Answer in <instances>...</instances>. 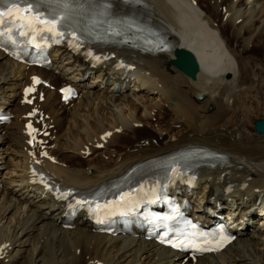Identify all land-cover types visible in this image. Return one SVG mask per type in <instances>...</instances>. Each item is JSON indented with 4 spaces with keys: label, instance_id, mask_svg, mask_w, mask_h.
I'll return each instance as SVG.
<instances>
[{
    "label": "bare ground",
    "instance_id": "obj_1",
    "mask_svg": "<svg viewBox=\"0 0 264 264\" xmlns=\"http://www.w3.org/2000/svg\"><path fill=\"white\" fill-rule=\"evenodd\" d=\"M141 1L148 17L174 40L173 48L193 54L199 66L195 80L168 63L171 51L142 55L79 43L53 52L50 70L19 64L0 51V109L13 116L0 125V161L3 155L12 157L9 168L0 167V184L16 183L5 191L9 198H16L13 205L0 204V264H35L36 259L38 264H264V135L249 123L252 111L258 112L256 117L264 115V0ZM67 2L68 7H94L96 3ZM40 5L63 8L46 0ZM94 49L101 63L87 55ZM216 57L220 66L213 69L211 61ZM33 75L42 83L30 105L24 103L23 88L33 83ZM90 76L94 77L89 81ZM63 87H71L74 95L64 99ZM128 89L130 93L123 98L115 96ZM171 98L174 102L169 107ZM129 102L125 111L110 113ZM34 110L32 122L40 142L32 148L24 125L29 121L26 115ZM104 113L112 116L108 126L100 121ZM167 116L169 125L163 123ZM148 126L154 133L151 138H161L164 131L167 136L155 143L148 137L127 142ZM99 145L101 150L96 149ZM191 146L225 157L216 168L202 169L187 191L197 213L213 208L217 201L221 210H213L218 215L238 211L237 220L242 223L238 238L222 253L195 261L181 258L141 237L93 232L86 214L78 218L74 229L63 227L60 215L66 204L60 201L64 196L60 192L95 194L133 165ZM66 149L71 156H63ZM89 151L114 158L84 160L82 153ZM29 152L40 162L54 190L36 183ZM70 165L76 169L70 171ZM228 199L235 203L234 209ZM9 208L14 210V224L7 228L2 222ZM255 221L259 224L253 227ZM12 248H17L15 257Z\"/></svg>",
    "mask_w": 264,
    "mask_h": 264
},
{
    "label": "snow or ice",
    "instance_id": "obj_2",
    "mask_svg": "<svg viewBox=\"0 0 264 264\" xmlns=\"http://www.w3.org/2000/svg\"><path fill=\"white\" fill-rule=\"evenodd\" d=\"M6 2L8 3V6L6 8H0V26L8 23L14 25L18 29L27 28L30 31L53 32L66 18L64 16H59L55 11L50 13V19L43 16L39 11V5L43 0H6ZM46 2L56 4L64 9L68 8L67 0H46ZM38 25H43L44 27L40 29L37 27ZM11 30L12 29L10 28L7 29L9 32ZM3 34L4 32L0 31V35ZM20 34L27 35L28 33L22 31ZM57 35H61V33H57ZM31 90L32 89H28L27 91Z\"/></svg>",
    "mask_w": 264,
    "mask_h": 264
},
{
    "label": "rangeland",
    "instance_id": "obj_3",
    "mask_svg": "<svg viewBox=\"0 0 264 264\" xmlns=\"http://www.w3.org/2000/svg\"><path fill=\"white\" fill-rule=\"evenodd\" d=\"M218 1H220V0H218ZM194 2H195V0H194ZM213 5V4H212ZM212 5H210L209 6V8H210V10L211 11H213V9H212ZM224 11V10H223ZM223 11H222V13H223ZM256 53V52H255ZM260 67H261V63H260ZM256 70H258V69H256ZM94 76H90L87 80H92V78H93ZM130 93V89H128V90H126L125 91V93H123L122 95L121 94H117V95H115L117 98H123L122 96H124V94H129ZM57 98V97H56ZM104 101H105V99H104ZM106 101H107V99H106ZM174 102V99L173 98H171L170 99V102H169V107H172V103ZM134 103L136 102V101H133ZM126 105H124V104H122L121 106H118V107H115V108H113L114 109V111L113 112H110V113H114L115 111L116 112H119L120 110H122V111H125L126 109H128L129 107H130V102L127 104V103H125ZM103 105H105V102H103ZM253 113H252V116H250L249 117V123H250V127H253V123H254V121L255 120H257V119H264V115L263 116H260V117H256V115L255 114H258V112H256L255 110L254 111H252ZM255 113V114H254ZM152 114H154V113H152ZM151 114V115H152ZM156 114V113H155ZM254 115V116H253ZM156 117H153V119H155ZM110 119H112V116L111 115H109V114H106V113H104V115H103V118H100V121H102V124L104 125V126H108V124H109V120ZM164 121H163V123L164 124H166V125H169L171 122H170V116H167L166 118H164L163 119ZM151 122H153V120L151 121ZM155 122V121H154ZM146 128V130L144 129V133H142V134H138V135H136L135 137H133V138H131V139H128V138H126V139H128L127 140V142H129V141H132V140H134V139H139V138H144V137H148L149 138V140L151 139V141H152V143H155V142H158V141H162V139L164 138V137H166L167 136V132L166 131H164L163 133H162V136H161V138H159V139H155V138H151V137H153L154 136V133H153V131H151L150 129H149V126L148 127H145ZM175 128L176 129H178L179 127L178 126H175ZM119 131H122V129H120ZM126 132H128L129 133V131H126ZM81 135L83 136L84 134H83V130L81 129ZM189 135H191V134H189ZM104 143H105V140H104ZM69 151H67V149L65 150V154H63V156H71L72 155V152H71V150L70 149H68ZM89 153H90V155L91 156H89V157H84L83 159L85 160V159H89L90 158V160L91 159H94L95 157L96 158H100L101 160H103V161H105V162H108L109 160H112L114 157L112 156V158H109L110 156H102V157H99V156H96L97 154L95 153V154H93L92 152H90L89 151ZM3 161H0V167H2V166H5V167H8L9 168V162H10V160L9 159H11V163H12V157H11V155L9 156H5V155H3ZM109 158V159H108ZM11 168H12V164H11V166H10ZM71 169H72V171L74 170V169H76V165L74 166H72V165H70V168H69V170L71 171ZM2 170V169H1ZM5 170V169H4ZM4 170H3V172H4ZM90 172H92V170L90 171ZM16 184V183H15ZM15 184H12L11 186L10 185H8V184H6V183H1L0 184V204H3V206L4 207H8L9 205L10 206H12L13 205V202H15V199L16 198H12L11 196H10V198H9V196H8V194H7V192H5V191H8V190H10V189H12V187H13V185H15ZM6 193V194H5ZM5 196H4V195ZM198 198H199V195L197 196ZM234 208V207H233ZM11 208H9L8 209V211H7V215H6V218L3 220V225H4V227H7V228H10L11 226H13V224H14V220H12L11 221V219H12V215H13V213H14V210L12 209L11 211ZM256 226V224L254 223L253 224V227H255ZM254 229V228H253ZM29 236H33V234L32 233H30L29 234ZM21 240H22V242H24V241H26V238L25 237H23V238H21ZM239 247H241V246H239ZM16 249L17 248H12L11 249V256H14L15 257V251H16ZM79 254V252H77V255ZM0 259H1V257H0ZM38 259H36V263L35 264H38ZM40 264V263H39Z\"/></svg>",
    "mask_w": 264,
    "mask_h": 264
},
{
    "label": "water",
    "instance_id": "obj_4",
    "mask_svg": "<svg viewBox=\"0 0 264 264\" xmlns=\"http://www.w3.org/2000/svg\"><path fill=\"white\" fill-rule=\"evenodd\" d=\"M175 59H171L169 64L181 71L190 79H195V73L198 70L197 62L191 52L185 49H176L174 51ZM254 128L259 134H264V120L259 119L254 122Z\"/></svg>",
    "mask_w": 264,
    "mask_h": 264
}]
</instances>
